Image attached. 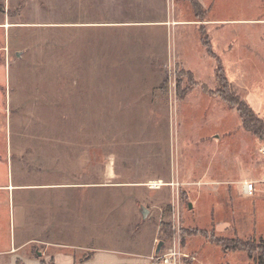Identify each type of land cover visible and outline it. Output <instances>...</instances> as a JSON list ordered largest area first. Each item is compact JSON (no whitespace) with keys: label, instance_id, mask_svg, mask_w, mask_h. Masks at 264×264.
<instances>
[{"label":"rangeland","instance_id":"1","mask_svg":"<svg viewBox=\"0 0 264 264\" xmlns=\"http://www.w3.org/2000/svg\"><path fill=\"white\" fill-rule=\"evenodd\" d=\"M0 2L12 13H4L10 27L0 28V144L5 127H12V146L31 127L74 128L81 143L96 144L98 185H111L33 190L49 199L33 207V221L40 224L32 221L28 230L73 247L145 251L155 238L154 219L158 240L164 239L159 255L175 241L194 257L180 264H253L218 241L252 229L255 241H264V196L260 189V197L240 191L244 180L260 176L264 142L243 130L237 112L216 93L217 61L210 53L222 67L228 93L264 122V0H207L205 6L197 0L198 16L188 0ZM239 17L256 21H209ZM131 19L163 21L122 22ZM73 107L77 115L69 118ZM154 159L164 166L160 184L168 179L171 194L141 221L137 199L144 197L140 203L146 205L158 191L128 182L155 177ZM31 171L27 178L41 181L38 170ZM16 173L13 166L15 179ZM5 178L0 166V183ZM54 196H73L71 210L63 212L59 203L53 210ZM22 198L18 191L17 207ZM47 209L57 218L44 217ZM161 222L169 224V235H160ZM8 236L7 200L0 198V248Z\"/></svg>","mask_w":264,"mask_h":264},{"label":"crops","instance_id":"2","mask_svg":"<svg viewBox=\"0 0 264 264\" xmlns=\"http://www.w3.org/2000/svg\"><path fill=\"white\" fill-rule=\"evenodd\" d=\"M139 1L141 0H136L137 4H135L134 1L127 3V5H142L138 3ZM200 2L205 6L207 0H200ZM161 3L162 2H159L157 5H161ZM20 6L21 4H18V7ZM0 8V14L6 12L7 15H12L11 11L6 9L5 3L0 2ZM155 21L161 22L163 20H122V22ZM209 21H222L223 23L226 21L249 22L256 21V19L249 17H239L232 20L213 18ZM58 23L70 25L80 23V21H59ZM11 24L12 22L7 21L6 15L4 14L2 19H0V28L4 30L5 28H9ZM8 61L9 49H4L3 62H1L4 68ZM59 104L61 105L60 108L64 110V101H61ZM54 110L56 111V115L60 114V118H65L64 111L60 112L56 109ZM76 115L75 107H73L69 118L76 117ZM66 117L68 118V116ZM6 119L7 115L5 116V121ZM45 127H47V125H41L35 128L31 127V130L26 129V132L24 130L22 133L19 132L18 140L16 139L13 146L12 127L11 129L5 127V136L3 140L1 139L0 166L5 168L6 178L0 183V198H6L7 200L9 236L8 244L0 248V264H149L147 256L155 250L156 244L159 241L158 226L154 223V219L151 226L155 232V238L153 242L145 248V251L122 250L119 248L112 249L107 247H73L71 245L49 242L44 238L34 236L32 232L28 230L27 227L31 225L34 216L38 217V212L34 210L33 207L42 206L43 204H41V201L49 199L45 198V196L43 197L39 191L33 190H77L91 188L92 186H111L108 184L98 185L95 165V143H90L89 141L81 143L78 130L74 128H65L63 125L51 128ZM88 134H90V130ZM153 161L155 162L154 165H156V167H154L155 177L128 182L135 184L134 186L137 187H145L150 191H158V194L149 196L150 199H148L146 205L140 203L144 200V197L139 198V200L137 199L136 208L141 221H145L151 214L152 207L150 208V206L159 203L161 199L168 201L171 194V182H168V179L164 181L163 184H160L163 180L161 175H164V170L162 171L161 168L164 166L160 163V160L154 159ZM13 166L17 167L16 179L13 178L12 175ZM31 168H36L38 170L41 181H33L27 178V174H31L32 172ZM114 182H116L117 185L124 183L122 181ZM152 183H156L157 186L150 187L149 184ZM163 187H165V190L162 191ZM18 191H20V194L23 195L24 198L20 199L19 202L17 201V207L15 196ZM34 193H38L40 196H35ZM88 197H90V195H88ZM60 198L59 196L53 197L55 202L52 209L55 210L59 203V207H64L63 212L71 210L75 198L73 196L63 197L61 198L64 199L62 202L59 201ZM68 205L70 208H67ZM141 207L147 210V215L145 217L141 214ZM62 208L59 209L62 210ZM49 210L50 209L46 210L44 217H47L48 220L51 219V217L52 219H56V213ZM60 218L63 219L62 215ZM33 224L39 225L40 223L34 220ZM38 248L41 249V252ZM78 251L85 253V257L82 260L78 259Z\"/></svg>","mask_w":264,"mask_h":264},{"label":"trees","instance_id":"3","mask_svg":"<svg viewBox=\"0 0 264 264\" xmlns=\"http://www.w3.org/2000/svg\"><path fill=\"white\" fill-rule=\"evenodd\" d=\"M188 3L190 7L194 10L193 12L194 16H198V12L196 11V9H198L200 5L197 2V0H188ZM204 43H205L204 46H206V49L208 50V48H210L209 43L207 41H205ZM210 54L217 61L216 80L218 82V88L216 89V93L230 108H233L237 112L239 120H240V124L243 130L247 133L252 134L253 136H256L259 140L264 142V122L263 120L259 116H257L254 113V111L243 100L228 93V91L225 89L226 83H225V77L222 73V67L219 64V61L217 60L216 56H214L212 53ZM254 196H259V195L257 193L251 195V197H254ZM212 216L213 218L216 217L213 214L211 215V217ZM196 230H197V233H200L199 229H196ZM159 231H160V235L162 234L165 236L169 235L170 234L169 224L161 222ZM254 231L255 230L253 229L246 231L244 232V234H242V236L235 235V236L220 238L218 242L220 246L223 249H225V251L229 250L232 252L245 253L247 254L248 259L253 262V264H264V241L261 237H258L257 241H255L254 236H253ZM262 232L263 231H261L258 236H260ZM232 234L234 235L236 233L233 232ZM191 235H195V233L192 231ZM209 238L210 239L215 238L214 235H212V232ZM159 241H162L164 243L163 238H160Z\"/></svg>","mask_w":264,"mask_h":264},{"label":"built area","instance_id":"4","mask_svg":"<svg viewBox=\"0 0 264 264\" xmlns=\"http://www.w3.org/2000/svg\"><path fill=\"white\" fill-rule=\"evenodd\" d=\"M259 151L264 155V143L261 144ZM256 182L251 180H244L241 184V195L251 196L258 192V189L261 190V193L264 195V167L261 170L260 176ZM260 184V187L257 186ZM150 187H156V183L149 184ZM258 194V193H257ZM153 261L149 264H180L182 258L194 259L193 256L189 255L187 252L182 251L179 245V242L176 244L175 241L173 245L163 254L151 257Z\"/></svg>","mask_w":264,"mask_h":264},{"label":"water","instance_id":"5","mask_svg":"<svg viewBox=\"0 0 264 264\" xmlns=\"http://www.w3.org/2000/svg\"><path fill=\"white\" fill-rule=\"evenodd\" d=\"M188 207H189V208L191 207V203H188ZM140 211H141V214H142L143 217H145V216L147 215V210H146V208L141 207V208H140ZM162 244H163L162 241H158V243L156 244V248H155V250H154V252H155L156 254L159 253Z\"/></svg>","mask_w":264,"mask_h":264}]
</instances>
